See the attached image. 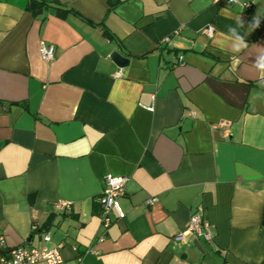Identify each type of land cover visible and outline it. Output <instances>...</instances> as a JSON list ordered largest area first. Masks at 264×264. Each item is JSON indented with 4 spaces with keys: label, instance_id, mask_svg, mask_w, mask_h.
Returning a JSON list of instances; mask_svg holds the SVG:
<instances>
[{
    "label": "crops",
    "instance_id": "obj_1",
    "mask_svg": "<svg viewBox=\"0 0 264 264\" xmlns=\"http://www.w3.org/2000/svg\"><path fill=\"white\" fill-rule=\"evenodd\" d=\"M247 1L46 0L33 14L0 0L5 249L48 230L67 264H264V0ZM238 18L248 48L233 54ZM107 174L126 181L104 226ZM195 211L212 231L203 251L175 239Z\"/></svg>",
    "mask_w": 264,
    "mask_h": 264
},
{
    "label": "built area",
    "instance_id": "obj_2",
    "mask_svg": "<svg viewBox=\"0 0 264 264\" xmlns=\"http://www.w3.org/2000/svg\"><path fill=\"white\" fill-rule=\"evenodd\" d=\"M226 2L238 3L240 6L246 8L250 6V2L247 0H226ZM212 31V26H207L205 28V32L208 35H210ZM261 42L264 43V36L261 37ZM39 52L44 60L49 61L54 57V46L42 42ZM125 181L126 178L124 176H112L111 174L105 176V186L98 198L104 226L110 223L109 212L111 209H116L119 217L123 216V213L119 209L117 198L123 193ZM154 201V197L148 198L145 201V205H150ZM53 208L57 211H69V204L65 201H59ZM184 233L191 234L197 240L209 241L212 237L210 225L202 219L201 213L198 211L191 214L185 230L176 235L175 239H182ZM40 240L41 242L37 246L26 247L18 245L5 249L3 237L0 236V264H67L62 259L57 247L50 248L46 246V243L50 241V232L48 230L43 232Z\"/></svg>",
    "mask_w": 264,
    "mask_h": 264
},
{
    "label": "clouds",
    "instance_id": "obj_3",
    "mask_svg": "<svg viewBox=\"0 0 264 264\" xmlns=\"http://www.w3.org/2000/svg\"><path fill=\"white\" fill-rule=\"evenodd\" d=\"M259 24L260 18L255 16L253 17V22L248 27L253 31L255 28L259 27ZM244 26L245 25L241 18L237 19L236 26H228L227 34L224 37V46L233 54H239L248 48V42L245 36L240 32V29ZM254 67L257 72L264 73V51L255 55ZM258 83L264 85V76L258 80Z\"/></svg>",
    "mask_w": 264,
    "mask_h": 264
},
{
    "label": "trees",
    "instance_id": "obj_4",
    "mask_svg": "<svg viewBox=\"0 0 264 264\" xmlns=\"http://www.w3.org/2000/svg\"><path fill=\"white\" fill-rule=\"evenodd\" d=\"M57 1V0H55ZM111 6L114 4L113 2L111 3ZM46 4V0H29V2L26 4V9L30 11L33 14H37L41 11L42 7ZM59 10V8H58ZM60 11L65 12V10L60 9ZM103 33L107 36H110L109 33H107L106 30H103ZM47 224H42L41 227L45 228Z\"/></svg>",
    "mask_w": 264,
    "mask_h": 264
},
{
    "label": "water",
    "instance_id": "obj_5",
    "mask_svg": "<svg viewBox=\"0 0 264 264\" xmlns=\"http://www.w3.org/2000/svg\"><path fill=\"white\" fill-rule=\"evenodd\" d=\"M111 57L118 65L122 66L127 63V59L123 57L122 55H120L118 52H113ZM193 244L196 246V248H198L199 250H202L200 242L197 239H194Z\"/></svg>",
    "mask_w": 264,
    "mask_h": 264
}]
</instances>
